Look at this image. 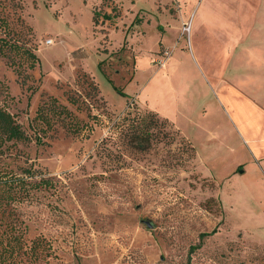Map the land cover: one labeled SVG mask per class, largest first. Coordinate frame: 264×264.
Wrapping results in <instances>:
<instances>
[{"label":"rangeland","instance_id":"374dc122","mask_svg":"<svg viewBox=\"0 0 264 264\" xmlns=\"http://www.w3.org/2000/svg\"><path fill=\"white\" fill-rule=\"evenodd\" d=\"M0 39L19 47L0 55V104L32 137L1 163L55 186L19 205L24 245L0 264H264V114L248 103L264 112V0H0ZM147 81L159 105L190 83L209 120L156 113L136 150ZM52 99L79 133L34 121Z\"/></svg>","mask_w":264,"mask_h":264},{"label":"trees","instance_id":"16d2710c","mask_svg":"<svg viewBox=\"0 0 264 264\" xmlns=\"http://www.w3.org/2000/svg\"><path fill=\"white\" fill-rule=\"evenodd\" d=\"M137 21V18L133 21V25ZM94 22V20H93ZM130 28V26H129ZM19 49L16 40L13 44H9L6 39H0V55L5 56V49ZM31 59V69L39 63L38 58L31 52H29ZM111 84L112 82L109 81ZM92 87L97 91L96 86L92 84ZM122 96L125 94L120 92L113 86ZM69 102L76 104V99L69 98ZM47 113L38 109L35 122L44 123L50 126V120H46L50 112L57 116L58 119L63 120V124L68 127L69 132L72 134L79 133L83 127H80L78 122L75 121L72 114L67 111L65 107L57 105L55 99H52L51 105L48 109H45ZM45 114V115H44ZM130 114V113H129ZM149 120L141 125L136 126L135 129L127 132V140L135 143L134 148L141 152L150 148L153 139V133H150L151 127L157 125L154 118H159L156 113L146 115ZM69 122L66 123V120ZM34 121H32L34 123ZM167 121V119H165ZM168 122V121H167ZM32 137H29L23 128L18 124L13 115H11L4 105L0 104V262L4 258V255L9 254L10 257L14 255L17 249H20L24 245L23 237L26 233V227H24L23 221L20 219L19 205L24 203H30L34 198V194L42 191L43 189H54L55 186L52 180L45 178L42 172L35 169L33 166L20 168L19 171H14L2 165L1 160L10 150V143L12 145L16 142H30ZM34 141L37 145L42 144L41 139L38 136L34 137ZM191 150H194L191 148ZM211 234L201 235L206 237ZM44 243L43 238H37L32 242L31 250L35 245H41ZM48 249L50 247L48 246ZM43 252V251H42ZM42 254V253H41Z\"/></svg>","mask_w":264,"mask_h":264},{"label":"crops","instance_id":"0c3cea01","mask_svg":"<svg viewBox=\"0 0 264 264\" xmlns=\"http://www.w3.org/2000/svg\"><path fill=\"white\" fill-rule=\"evenodd\" d=\"M210 24V23H209ZM230 41H233V38L230 37ZM172 47V46H171ZM180 50L178 49H173L171 56L169 57V59H167V62L165 63L164 67L162 69L167 70V79H171L173 75H175L177 73V67L178 65H181V63L179 64L178 62L175 61V53L179 52ZM241 55L242 52H239ZM238 53V54H239ZM181 55H185V54H181ZM203 70V69H202ZM204 71V70H203ZM149 84V81H147L140 89V91L138 93H136L137 98H141L145 100V104L147 106V108L151 111H154L155 113H157L161 118L167 119L168 121H171L172 123H174L176 125V114H175V107L177 106L178 108V112H182L183 114H189L190 116H199L201 114L202 120H204V118L206 120H209L208 118V106L206 107L207 109L204 108V102L202 101L201 104L198 106H196V108H194V100H191V98L188 96V92L185 94V92L187 91V89L190 86L189 85H185L183 88L178 89L179 91V99L174 97V101H172V96L174 94L173 93V89L171 88H166L163 87L161 90H158L157 92L160 95V98L162 100V104H156L155 101L149 97V96H145L142 95L141 93L143 90H145V87ZM185 94V95H184ZM178 99V100H177ZM248 103L253 107V108H259L261 114H264L263 110L260 108V106L255 102V101H248ZM216 104V102H215ZM179 115V113H178ZM207 127H202L203 131L206 130ZM201 130V128H199ZM207 131L210 133L211 131L209 130V128H207ZM207 132V133H208ZM211 139V138H210Z\"/></svg>","mask_w":264,"mask_h":264},{"label":"built area","instance_id":"2783aa9c","mask_svg":"<svg viewBox=\"0 0 264 264\" xmlns=\"http://www.w3.org/2000/svg\"><path fill=\"white\" fill-rule=\"evenodd\" d=\"M184 31H185V32H189V26H188V25L184 28ZM45 43L48 44V43H50V41H47V42H45Z\"/></svg>","mask_w":264,"mask_h":264},{"label":"water","instance_id":"95a60500","mask_svg":"<svg viewBox=\"0 0 264 264\" xmlns=\"http://www.w3.org/2000/svg\"><path fill=\"white\" fill-rule=\"evenodd\" d=\"M146 225H147L148 228H151L150 223L146 222Z\"/></svg>","mask_w":264,"mask_h":264}]
</instances>
